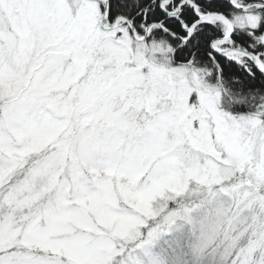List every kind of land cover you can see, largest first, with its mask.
Segmentation results:
<instances>
[{
    "label": "snow or ice",
    "instance_id": "obj_1",
    "mask_svg": "<svg viewBox=\"0 0 264 264\" xmlns=\"http://www.w3.org/2000/svg\"><path fill=\"white\" fill-rule=\"evenodd\" d=\"M81 258L264 264V0H0V264Z\"/></svg>",
    "mask_w": 264,
    "mask_h": 264
},
{
    "label": "rangeland",
    "instance_id": "obj_2",
    "mask_svg": "<svg viewBox=\"0 0 264 264\" xmlns=\"http://www.w3.org/2000/svg\"><path fill=\"white\" fill-rule=\"evenodd\" d=\"M227 209L218 206L211 215L204 216L197 221L196 227L208 236V243L215 244L216 250L227 247L232 240V232L239 229L238 224L228 223ZM79 264H93L92 258H81Z\"/></svg>",
    "mask_w": 264,
    "mask_h": 264
}]
</instances>
